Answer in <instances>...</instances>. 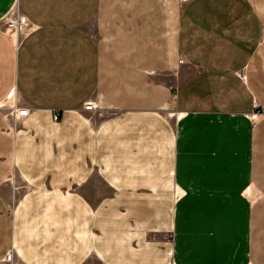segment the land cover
I'll use <instances>...</instances> for the list:
<instances>
[{"label": "crops", "instance_id": "obj_1", "mask_svg": "<svg viewBox=\"0 0 264 264\" xmlns=\"http://www.w3.org/2000/svg\"><path fill=\"white\" fill-rule=\"evenodd\" d=\"M16 4L0 264H264V0H0V21Z\"/></svg>", "mask_w": 264, "mask_h": 264}, {"label": "rangeland", "instance_id": "obj_2", "mask_svg": "<svg viewBox=\"0 0 264 264\" xmlns=\"http://www.w3.org/2000/svg\"><path fill=\"white\" fill-rule=\"evenodd\" d=\"M5 18L0 21V31L4 35H6L10 40H12L14 45L15 44L17 45L18 40H20V38L24 35V31H21L19 33L6 32ZM9 97L7 98V101L4 104L5 106H0V109L5 113V116L10 121V123L13 124V126H15L18 123V120H20V119H16L13 116V114H14L16 108L23 107L22 101L20 100V98H18V95L15 91L13 92L11 97L10 98ZM95 114L99 117V120L104 119V117H109L112 115L115 116V112H113V111H110V112L103 111V114H101V115L98 112H96ZM170 117L173 120V122L175 123L177 116H175L174 113H172ZM8 183H9V187L11 189L10 190V197H9L10 198V206H11L12 210H14L17 207V204H19L20 200L23 199L24 192L27 190V186L22 184V182L19 181V179L16 177L15 174H13L9 177ZM179 197H180V194H178L176 196L173 195L172 199L175 200V198H179ZM168 236L171 237V235L167 232L166 233H159V232L148 233V237L151 240L170 241L171 238L169 239ZM12 252L14 253V251H12ZM14 257H16L15 253H14ZM15 262H16V264H19V261L16 260V258H15Z\"/></svg>", "mask_w": 264, "mask_h": 264}, {"label": "built area", "instance_id": "obj_3", "mask_svg": "<svg viewBox=\"0 0 264 264\" xmlns=\"http://www.w3.org/2000/svg\"><path fill=\"white\" fill-rule=\"evenodd\" d=\"M28 26H29L28 18L23 14L18 4L14 5L11 11L8 13L7 17L5 18L6 32L19 33L27 29ZM171 88L174 92L177 91L178 89L176 85H172ZM83 107L86 111L98 112L100 115L103 114V111H106L103 108L98 107V104L91 99L86 101ZM111 111L115 112V114L117 113V111H114V110H111ZM28 113H29V109L27 107H20V108H16L13 116L16 119H21L27 116ZM53 118L54 120H58L59 111L56 110L54 112ZM168 237L169 239L172 238L170 236ZM2 264H16L14 253L12 251L9 252L7 256L3 259Z\"/></svg>", "mask_w": 264, "mask_h": 264}]
</instances>
